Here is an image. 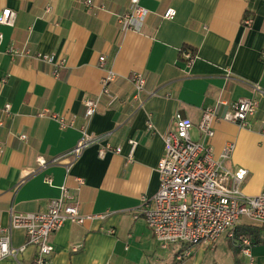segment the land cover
<instances>
[{
  "label": "crops",
  "instance_id": "crops-1",
  "mask_svg": "<svg viewBox=\"0 0 264 264\" xmlns=\"http://www.w3.org/2000/svg\"><path fill=\"white\" fill-rule=\"evenodd\" d=\"M140 4L148 15L137 31L118 23L129 0H0V15L4 9L16 13L13 25H0V224L9 225L12 211H45L62 185L74 193L81 214L97 216L82 224L65 222L51 235L52 264H163V258L154 256L159 244L145 220L133 215L141 198L158 190L156 166L177 112L197 123L202 110L219 100L230 104L258 98L259 108L249 126L219 120L209 143L214 157L226 143L234 144L226 166L246 170L240 186L244 195L264 191V97L255 90H264V0H140ZM169 9L176 11L172 19L164 17ZM245 15L253 18L249 27L242 23ZM10 47L28 54L12 57ZM182 48L194 51L190 65L180 56ZM37 54L64 60L57 76L54 66ZM105 69L116 78L108 85L109 93L102 95ZM133 73H141L146 81L138 98ZM98 95V109L86 120L83 100ZM6 104L8 114L3 110ZM226 108L223 105L221 111ZM42 111L45 115H40ZM52 115L72 125L61 128ZM81 126L91 137L109 134L85 147L74 161L65 156L40 167L38 157L48 160L71 151L81 139ZM190 135L199 138L195 127ZM130 139L137 144L128 159ZM105 143L121 152L98 155ZM46 176L51 185L44 181ZM238 228L256 229L261 242L251 247L252 264H264V228L245 218ZM25 241L23 230L11 231L12 246ZM223 242L227 247L221 246ZM218 245L222 253L229 255V249L237 254L232 264H250L225 236L214 249ZM169 248L171 264H202L201 246L181 262L174 261L180 245L163 249ZM35 252L27 246L0 264H33Z\"/></svg>",
  "mask_w": 264,
  "mask_h": 264
},
{
  "label": "built area",
  "instance_id": "built-area-1",
  "mask_svg": "<svg viewBox=\"0 0 264 264\" xmlns=\"http://www.w3.org/2000/svg\"><path fill=\"white\" fill-rule=\"evenodd\" d=\"M86 6H90L89 1H86ZM46 10H49V7ZM175 14V10L169 9L164 17L172 19ZM147 15L148 10L141 6L140 0H129L128 9L118 16V23L125 29L138 31ZM15 17L14 11L4 9L0 15V25H13ZM252 21L253 18L249 15H245L242 19L246 27H249ZM7 52L12 57L28 54V51L15 47H10ZM180 56L187 65H190L195 58V54L187 48L181 49ZM261 57L264 59V50L261 52ZM36 58L52 64L54 76H57L59 69L64 66L63 59L56 61L52 55L37 54ZM98 61L99 66H103L105 56H99ZM115 78L116 74L111 69H105V75L101 79L102 95L109 93L108 85ZM131 80L135 88L134 96L138 98V95L145 90V77L141 73H133ZM255 90L264 97L263 89L255 87ZM98 101L99 95L96 98H84L86 120L97 111ZM223 105H227V108L221 111ZM258 108L259 99L253 97L242 98L230 104L219 100L214 106L202 110L197 123H193L179 112L174 114L173 126L164 135V152L156 166L159 175L158 190L152 197L141 198L133 216L143 217L162 248L172 244L180 245V249L174 255L176 262L188 258L197 246L214 248L219 238L225 236L252 264L250 250L253 243L247 237L236 236V229L243 218L251 223L264 225V191L255 196L244 195L240 186L246 176V170L238 168L231 171L226 166V160L234 150V144L226 143L219 155L214 157L209 141L214 135L215 122L224 120L243 127L249 126V121L255 116ZM3 110L8 114L9 104H6ZM40 115H45V111ZM52 116L61 128L72 125V122H66L64 117ZM192 127H195L199 134L196 140L190 135ZM147 128L149 130L153 128L150 120L147 122ZM80 131L81 139L71 151L48 160L38 157L40 167L44 168L60 162L65 156H71L74 161L85 147L105 140L109 134L91 137L86 133L85 126H81ZM19 138L25 139L26 136L20 135ZM128 142L130 151L127 158L131 159L137 142L134 139ZM108 150L121 152L120 147L113 148L105 143L98 148V155L103 156ZM70 164L71 162L68 163ZM44 181L49 185L52 183L49 176H46ZM94 217L97 216L81 214L74 193L62 185L59 196L49 201L45 211L29 213L12 211L9 225L0 224V260L16 257L27 246H33L36 251L33 264H52L54 248L50 242L51 235L65 222L82 224ZM13 229H21L25 234L26 241L20 247L11 245Z\"/></svg>",
  "mask_w": 264,
  "mask_h": 264
},
{
  "label": "rangeland",
  "instance_id": "rangeland-1",
  "mask_svg": "<svg viewBox=\"0 0 264 264\" xmlns=\"http://www.w3.org/2000/svg\"><path fill=\"white\" fill-rule=\"evenodd\" d=\"M222 245H223V247H227V244L225 242H223L221 244V246ZM201 247H202V251H204V255L202 257V264H232V261L235 260V258H237V254L234 252H231V250H229V249H228L229 255L219 251L218 249H220L219 248L220 245H218V247H216V249L207 248L205 246H201ZM172 252H173V248H169V249L165 250V249L161 248L159 245H157V246H155V255L154 256L156 257L158 255L159 256L158 258H163V264H171L172 262L169 263L168 259H170L171 257L173 258ZM160 260L161 259H158V262ZM166 260H168V261L165 262ZM153 261H154V257H153Z\"/></svg>",
  "mask_w": 264,
  "mask_h": 264
},
{
  "label": "trees",
  "instance_id": "trees-1",
  "mask_svg": "<svg viewBox=\"0 0 264 264\" xmlns=\"http://www.w3.org/2000/svg\"><path fill=\"white\" fill-rule=\"evenodd\" d=\"M187 49H189L192 53H194V51L192 49H190V48H187ZM261 227L264 228V225H261ZM236 236L247 237L251 240V242L253 244H257V243L261 242V240L258 238L256 229H253V228H250V229H241V228L239 229V228H237L236 229Z\"/></svg>",
  "mask_w": 264,
  "mask_h": 264
}]
</instances>
